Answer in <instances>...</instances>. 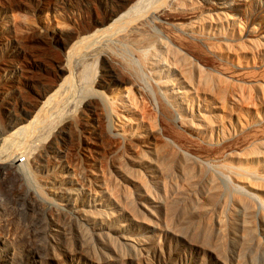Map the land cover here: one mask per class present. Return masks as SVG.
I'll return each instance as SVG.
<instances>
[{
    "label": "rangeland",
    "instance_id": "rangeland-1",
    "mask_svg": "<svg viewBox=\"0 0 264 264\" xmlns=\"http://www.w3.org/2000/svg\"><path fill=\"white\" fill-rule=\"evenodd\" d=\"M155 1L67 61L111 0H0V264H264V0Z\"/></svg>",
    "mask_w": 264,
    "mask_h": 264
},
{
    "label": "bare ground",
    "instance_id": "bare-ground-1",
    "mask_svg": "<svg viewBox=\"0 0 264 264\" xmlns=\"http://www.w3.org/2000/svg\"><path fill=\"white\" fill-rule=\"evenodd\" d=\"M112 1V4L113 5H115L116 7L113 9V11H111V13H110V15H109V17L107 18V20L106 21H104L101 25H105L106 23H108V22H110L108 25H106V27H104V28H92L91 30L89 29V30H87L83 35H79L78 34V32L76 33L75 31H72L71 32V34L69 35L70 37H69V39L66 41V51H67V61L69 60V57L70 56H72V54H73V51L75 50L76 51V49L75 48H77L78 47V44H82V43H86V44H90V46L92 45V43H94V42H97L98 40H100L101 38L103 39V37L104 36H106V34H104L106 31H107V35L109 36V37H111V38H113V36H117L119 33H120V35H121V32H124L125 33V31L127 32V31H129L130 33H132L131 35H133V34H136L137 32L139 33V32H141V31H143L144 30V25L145 24H143V22L141 21V22H138V23H133V21L136 19L135 17H136V15L138 14L137 12L139 11V10H141L140 9V7H142V8H144L145 6H143V5H147V8H149L148 7V5H152L151 7H153V2L155 1V0H111ZM155 4L157 3L156 1L154 2ZM138 7H139V9H138ZM146 8V7H145ZM144 10V9H143ZM146 10V9H145ZM144 10V11H145ZM143 12V11H142ZM141 13V12H140ZM139 13V14H140ZM147 13V12H146ZM154 18V17H153ZM154 20V19H153ZM147 24V23H146ZM72 30V29H71ZM148 30V29H147ZM110 31V32H109ZM129 32H127V33H129ZM70 33V32H69ZM109 33V34H108ZM126 33V34H127ZM142 33V32H141ZM63 33H61L60 32V34H59V36L58 37H60V39H63ZM101 35H103V36H101ZM120 35H118V36H120ZM124 35V34H123ZM140 35V34H139ZM136 36V35H135ZM101 37V38H100ZM131 37V36H130ZM65 38V37H64ZM68 38V37H67ZM120 38V37H119ZM134 38V37H133ZM116 39H118V38H116ZM125 39V38H124ZM117 41H119V40H117ZM131 43V42H130ZM106 44V43H105ZM103 45H104V43H103ZM83 46H84V44H83ZM82 47V46H81ZM86 47H87V45H86ZM99 47V46H98ZM85 48V47H84ZM88 48H89V45H88ZM88 48H86V49H88ZM101 48V47H100ZM98 49V48H97ZM92 50V49H91ZM90 50V52H92ZM101 52V51H100ZM102 52H104V51H102ZM92 53H94V51L92 52ZM89 54V53H88ZM79 55V54H78ZM74 57H75V54H74ZM89 57V56H88ZM70 59H71V57H70ZM99 59V58H98ZM67 61H65V64H67ZM69 61H71V60H69ZM82 61V60H81ZM70 62H68V64H69ZM64 63L60 66L61 67V70L63 71V72H65L66 73V71H67V66L65 65ZM68 67H69V65H68ZM86 68V67H85ZM78 69H79V67H78ZM79 71V70H78ZM86 73V72H85ZM84 73V74H85ZM78 74V73H77ZM110 74V73H109ZM109 74L107 73L106 74V79L104 80V82L105 83H108L109 84V82L112 80V77L111 76H109ZM83 75V74H82ZM86 75V74H85ZM68 77V76H67ZM73 77V76H72ZM86 76H84V78H85ZM65 78V77H64ZM88 78V77H87ZM78 79H79V77H78ZM61 80V79H60ZM74 80V79H73ZM80 80H81V78H80ZM64 81H65V79H64ZM85 81V80H84ZM59 82V81H58ZM63 82V81H62ZM71 83H72V85H75V84H73V82H72V79H71ZM74 83H75V81H74ZM85 83V82H84ZM56 84V83H55ZM50 85H53V84H50ZM57 85V84H56ZM58 85H59V83H58ZM70 84H68V86H69ZM81 84H79V86H80ZM62 86V85H61ZM67 86V85H66ZM65 86V87H66ZM71 86V85H70ZM65 87H62V89L64 88V89H66ZM74 88H75V86H73ZM72 87V88H73ZM81 87V86H80ZM72 88H71V91H72ZM73 88V89H74ZM82 88H83V86H82ZM81 88V89H82ZM61 89V88H60ZM59 89V90H60ZM62 89L60 90V91H62ZM63 89V90H64ZM85 89V88H84ZM68 90H69V88H68ZM76 90V88L74 89V91ZM59 91V92H60ZM65 91V90H64ZM57 92H58V87H57V89L56 90H54V88H53V86H49L47 89H46V91H44V92H42V93H37V95H38V98L36 99L37 100V102L35 103V105H34V107L31 109V111H33L34 109H36L37 107H39V105H40V107H39V111L40 112H42V111H45V110H48L49 112H50V109H52V110H54L53 109V107H55L56 105L55 104H57V102L55 103L54 102V98H55V96L57 95ZM59 92H58V94H59ZM63 92V91H62ZM60 94H61V92H60ZM63 94V93H62ZM61 94V95H62ZM82 94V93H81ZM71 96V95H70ZM69 96V97H70ZM74 96V92H73V95L70 97L71 99H73L72 97ZM57 97H58V95H57ZM66 98V97H65ZM65 98H64V100H65ZM67 98H68V96H67ZM42 99H44L43 101H42ZM70 99V100H71ZM58 100H59V98H58ZM67 100V99H66ZM66 100H65V102H64V104H61V106L63 105V106H66L65 105V103H66ZM42 101V102H41ZM68 101V100H67ZM68 103V102H67ZM66 103V104H67ZM69 103H70V101H69ZM61 108V107H60ZM38 109V108H37ZM64 110H65V108H64ZM63 111V110H62ZM61 111V112H62ZM34 112V111H33ZM36 112H37V110H36ZM44 113V112H43ZM43 113H41L38 117H39V119L38 120H43L45 117H46V114H45V117L43 118V116H44V114ZM55 113V112H54ZM36 114V113H35ZM49 114V113H48ZM33 115V114H32ZM58 116V115H57ZM33 117H35V116H33ZM41 117L43 118V119H41ZM51 117V115L49 116V118ZM56 118H58V117H56ZM68 118V117H67ZM21 121V120H20ZM39 121V122H40ZM66 121V120H65ZM42 122V121H41ZM56 123V122H55ZM59 123V122H58ZM30 124L32 125L33 124V121H30V122H28V124L26 123L25 125H22V123L20 124V122H19V125L15 128V131L14 132H11L9 135H8V133H7V136H6V133L5 134H3L4 132H6V131H2L3 133V135L4 136H6L5 138H3V139H0V158H1V161H0V163L2 164V166H0V173H2L3 171H5V170H12V172H13V170H18V168L20 167V164H15V159L12 161V159H10V160H8V155H7V153H6V150H8L9 148L11 149L12 147H14V146H16V147H19L20 145V143L21 142H23L24 141V139L23 138H25V134H24V130L27 128V126L29 125V127H30ZM40 124V123H39ZM21 125V126H20ZM13 126V125H12ZM48 126V125H47ZM14 127V126H13ZM29 129V128H28ZM31 130H33L32 128H30ZM35 130V129H34ZM30 132H32V131H30ZM36 132V131H35ZM45 132V131H44ZM29 134V133H28ZM39 134V133H38ZM27 135V134H26ZM32 135V134H31ZM44 135V134H43ZM31 137V136H30ZM26 141H28V139L26 140ZM33 141V140H32ZM30 142V141H29ZM28 142V143H29ZM26 143V142H25ZM24 144V143H23ZM19 145V146H18ZM22 145V144H21ZM25 145V144H24ZM22 146H20V148H21ZM25 147H27V146H25ZM15 148V147H14ZM20 148H18V149H20ZM10 149H9V151H10ZM16 149V148H15ZM14 149V150H15ZM35 150V149H34ZM9 151H7V152H9ZM11 152V151H10ZM10 152H9V154H10ZM13 152H15V151H13ZM13 152H11V153H13ZM18 152H19V150H18ZM18 152H17V154H18ZM21 152V151H20ZM20 152H19V154H20ZM25 154V153H24ZM11 155V154H10ZM23 155V154H22ZM10 157V156H9ZM12 158H13V156H12ZM14 158H18L17 156L16 157H14ZM19 160V159H18ZM17 161V160H16ZM21 169H23L22 167H21ZM22 171V170H21ZM6 172V171H5ZM10 172V171H9ZM24 172V170L22 171V173ZM4 173V172H3ZM25 174H26V172H24ZM10 174H11V172H10ZM25 174H24V176H25ZM5 175V174H4ZM20 175V174H19ZM18 175V176H19ZM6 176H8V175H6ZM5 176V177H6ZM15 176H13V178H14ZM26 177V176H25ZM6 178H8V177H6ZM12 178V179H13ZM16 178H17V176H16ZM21 178V177H20ZM27 178V177H26ZM12 179H11V181L9 182L10 184H11V182H12ZM6 180V179H5ZM4 180V181H5ZM29 180V179H28ZM32 180V179H31ZM1 181V180H0ZM25 181H27V180H25ZM29 181H27V183H28ZM0 183H2V182H0ZM18 183H19V181H18ZM30 183V182H29ZM3 184V183H2ZM1 185V184H0ZM12 185V184H11ZM10 185V186H11ZM20 185V184H19ZM18 185V186H19ZM21 185H23V182H22V184ZM27 185H29V184H27ZM36 185V184H35ZM9 185L8 186H6L7 188L8 187H10ZM12 186H14V185H12ZM30 186H31V184H30ZM30 186L28 187V188H30ZM21 187V186H20ZM25 187V185L23 186V188ZM14 188H16V186H14ZM31 188L33 189V187L31 186ZM6 189V188H5ZM22 189V188H21ZM25 189V188H24ZM23 189V190H24ZM13 190V189H12ZM37 190V189H36ZM22 191V190H21ZM20 191V192H21ZM28 191V190H27ZM34 191V190H33ZM62 193H64V192H66V193H68V190L66 189V188H63L62 190ZM64 191V192H63ZM20 193L19 191H16V193ZM23 192V191H22ZM24 193V192H23ZM29 193H31V192H29ZM39 194H40V192H38ZM8 194V193H7ZM21 194V193H20ZM19 194V195H20ZM12 195V194H11ZM17 195V194H16ZM31 195V194H30ZM33 195V194H32ZM43 195V194H42ZM23 196H24V194H23ZM28 196V195H27ZM34 196V195H33ZM40 196H41V194H40ZM43 197V196H42ZM15 198V197H14ZM19 198V197H18ZM18 198H16V199H18ZM32 198V197H31ZM44 199H45V197H43ZM10 199V198H9ZM20 199H22V200H24L23 199V197L22 198H20ZM27 199H28V201L30 202L31 201V199L29 200V198L27 197ZM21 200V201H22ZM51 200V199H50ZM33 201V200H32ZM31 201V205H32V203L35 201H33L32 202ZM36 201H37V199H36ZM48 201V200H47ZM20 202V201H19ZM23 202V201H22ZM51 202V201H50ZM35 203V202H34ZM41 203V202H40ZM20 204V203H19ZM36 204V203H35ZM24 205H25V203H24ZM34 205V204H33ZM41 205H43V204H41ZM46 204H44L43 205V207H40V205L38 206L37 205V207L39 208H44V206H45ZM19 207H20V205H18ZM23 206V205H22ZM21 206V207H22ZM28 206V205H27ZM36 206V205H35ZM32 207V206H31ZM23 208V207H22ZM21 208V209H22ZM27 208V207H26ZM25 209V208H24ZM31 209V208H30ZM35 209V208H34ZM39 210V209H38ZM37 210V211H38ZM17 211V210H16ZM35 211V210H34ZM42 211H43V209H42ZM53 211V210H52ZM51 211V212H52ZM26 212V211H25ZM30 212V211H29ZM39 212V211H38ZM40 213H41V211H40ZM34 224V223H33ZM24 230V229H23ZM44 248V247H43ZM39 249V248H38ZM42 250V249H41ZM17 253V252H16ZM15 253V254H16ZM42 253V252H41ZM13 256V255H12ZM14 257V256H13ZM21 257V256H20ZM10 258H11V255H10ZM41 258V257H40ZM5 259V258H4ZM14 259V258H13ZM3 260V259H2ZM6 260V259H5ZM7 260H9V259H7ZM32 261V260H31ZM2 262V261H1ZM43 263V262H42ZM10 264H20V263H18L15 259L12 261V263H10ZM28 264H30V263H28ZM31 264H33V262H31Z\"/></svg>",
    "mask_w": 264,
    "mask_h": 264
},
{
    "label": "built area",
    "instance_id": "built-area-1",
    "mask_svg": "<svg viewBox=\"0 0 264 264\" xmlns=\"http://www.w3.org/2000/svg\"><path fill=\"white\" fill-rule=\"evenodd\" d=\"M22 161V159L20 160V162Z\"/></svg>",
    "mask_w": 264,
    "mask_h": 264
}]
</instances>
